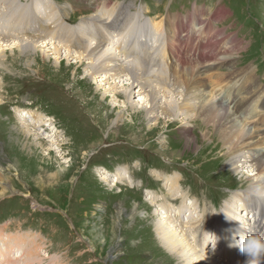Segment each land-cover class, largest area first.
Masks as SVG:
<instances>
[{
  "label": "rangeland",
  "instance_id": "obj_1",
  "mask_svg": "<svg viewBox=\"0 0 264 264\" xmlns=\"http://www.w3.org/2000/svg\"><path fill=\"white\" fill-rule=\"evenodd\" d=\"M108 8H116L111 19L102 15ZM218 9L227 13L214 20L211 15ZM200 10V21L195 22L196 29L190 26V32L198 29L196 23L206 25L211 20L212 27L223 31L225 41L235 35L240 40L229 57L239 68L250 66L254 80L264 87V0H0V29L20 36L17 29L25 26L39 36L35 50H19L14 39L0 41V60L5 63H0V264H16V251L22 253L23 247L32 264H180L158 243L155 231L167 190V200L175 207L179 203L166 180L172 177L179 180L175 186L185 195L186 213L192 211V219L199 218L202 204L210 207L212 215L220 218L226 240L233 235L230 225L226 229L231 219L246 223L245 204L237 193L257 179L258 160L243 162L244 156L232 160V145L224 144L216 122L196 113L189 118L187 114L158 116L159 121L147 118L143 90L133 88L124 73L107 79L102 76L109 74L103 73L92 79L89 60L79 62L70 44L74 30L88 29L96 15L108 23L118 18L126 22V36L141 40L137 58H149L166 69L171 65L167 52L157 54L142 44L157 39L155 23L161 24L158 31L164 34L167 15L185 21ZM35 19L44 25L42 31L30 27ZM205 28L214 33L208 24ZM222 43L217 47L222 48ZM54 45L60 50L58 56ZM186 46L181 54L190 62L187 66L202 75L211 72L204 68L213 64L196 63L197 52ZM223 49L219 63H225L223 57L230 51L228 44ZM226 69L224 65L220 72ZM159 80L151 78L166 93ZM214 81L212 87L206 78V96L210 91L228 106L231 83ZM113 86L120 96L110 94ZM170 94L160 101L171 99ZM251 104L241 112V119L247 120L241 122L244 132L254 130L256 120L246 119L249 112L259 111L255 102ZM232 143L241 145L236 139ZM250 150L264 160L258 156L264 145ZM258 176L264 178V172ZM260 195L264 198V193ZM228 202L237 204V209L231 208L234 218L225 213ZM214 228L210 225L207 232ZM6 242L23 247H15L5 257ZM218 247L210 245L206 251L215 255Z\"/></svg>",
  "mask_w": 264,
  "mask_h": 264
},
{
  "label": "bare ground",
  "instance_id": "obj_2",
  "mask_svg": "<svg viewBox=\"0 0 264 264\" xmlns=\"http://www.w3.org/2000/svg\"><path fill=\"white\" fill-rule=\"evenodd\" d=\"M124 7L125 6H123V8ZM114 11H116V8H108V10L102 15H106L105 17L111 19L112 16H115L113 15ZM201 12L202 10H200V13H198V11L193 12L192 19H190V15H187L185 21L179 16L176 18L175 15H167L164 20V34L159 33L158 31L159 27H161L160 23H155L153 25L156 30L154 31L157 33L155 34L157 39H152V44L145 41L142 46L152 50V52H156L157 54L160 53V51L163 54L167 52L171 65H169L166 69L160 67L157 62H154L149 58H143L141 55L139 57L142 58H137L138 54L136 55V47H139L137 42H141V40H138V38L134 36H126L123 32L126 22H123V20H119L118 18L114 20L112 19V21L108 23L109 21L106 22L102 20L100 16L96 15L91 18L94 22H91L93 20L90 21L91 23H89L88 29L83 31L81 30L83 29L81 27V29L74 30L71 35L72 37L69 34V38L71 39L70 44L73 43L72 45L76 48L75 55L77 54L76 59H78L79 62L83 61V58L89 60L88 75L89 77H92V79H96L97 76H100V74L103 75V73L109 74L102 76L105 77V79H107L110 75L113 76V78H116V75L121 77L122 75L120 74L124 73L133 88H138L137 91L139 93H143L144 91V93H146L145 102L147 105L144 106L143 109L141 107V109L147 118L149 117L152 121H156L157 117V120L159 121L158 116L159 118L161 116H164L165 118H176L177 115L187 114V117H191L190 113H192V116H194L193 113H196L198 114L197 116L201 117V119H206V121L208 120L214 125L216 122V125L214 126L215 130L221 136L224 144L226 145L231 143L232 145V147L229 146V148L231 147L229 152L233 154L232 160L236 159L237 156L238 158L240 156H244V160H242L243 162H254L255 160H258V168L255 169L257 170L255 172L257 179L253 180L246 190L242 189L243 193L240 192L241 194L237 193V195H239V197L243 200L242 204L249 206L247 216L251 214V218H254L249 221L250 233L264 238V198H261V195L259 196L260 192L264 193V178L258 176V174L264 172V160L261 162L255 154L250 152V149L264 145L263 82L254 80L255 76L253 69H251L250 66L239 68L234 62L235 59L229 57L230 54H232V51H234V48L237 46V42L240 40H236L234 37L235 35H232L228 41H225L226 38L222 36L223 31L212 27L211 20L206 23L208 24V28L210 27L214 33L206 30L205 27L207 24L204 25L202 22L196 23L198 25V29L194 30V33L190 32V26L196 29L194 24L195 22L200 21L199 17ZM216 13L218 16L215 15ZM216 13L214 16L211 15V18L219 20L227 13V10L218 9ZM180 21H183V24ZM43 26L44 25L42 23H39V21L35 19L30 27L33 28L34 31L38 32L42 31ZM188 27L189 29H187ZM186 29L188 31L185 32V35H182L181 32ZM17 32L20 33V36L11 34L9 31H6V29H0L1 43L4 44L10 39H14L13 41L15 46L21 51H25V49L29 48H32L33 50L37 49L36 45L38 43V35H32L25 26H19ZM27 33L31 35H28ZM219 34H221L222 37L217 40L215 37ZM204 37L206 40L203 42L201 38ZM220 42H223L222 48L217 47ZM161 43H164L163 46H161ZM188 43H192L193 45L187 48L186 45H188ZM227 44L229 45L230 51L226 57H223L225 60L223 62L225 63H219V55L223 54V47ZM6 45L7 44L4 46ZM185 46L187 49L191 48L193 53L195 51L197 52V59L195 58L196 60H193L196 63L200 61V64L201 61H206V63L208 62L213 64V66L204 68L205 71L208 70L211 72L202 75L201 73L199 74L197 71L198 69H194L192 65L187 66V63L190 62H186L184 53L181 54V50H183ZM205 49H207V51H205ZM52 50L55 53V56L60 54V50L57 46L54 45ZM69 52L70 51H67L66 55H71ZM0 56L2 55L0 54ZM0 63L5 65L2 60H0ZM199 64H196V66ZM224 65L227 66V69L223 73V71L220 72V67H223ZM153 77H158L160 79V84L158 85L165 88L166 93H164V91L163 93L162 91L160 92L158 87L152 84L151 78ZM206 78L209 79L211 83H213L212 80L215 79L216 81L217 78H219V81L221 79H227V82L231 83L229 89V92L231 90V99L228 101V106L220 104L210 91L206 96ZM237 83L242 85L236 86ZM215 86L216 85L213 83L212 87ZM114 87L115 86L109 89L110 94L114 93L113 95L120 96L117 94V91L114 92ZM169 93L172 94V100L169 98L161 99L163 101H160L161 97L165 98L166 94ZM176 94H178V98ZM124 97L127 98L126 91ZM226 97L229 98L228 92H226ZM251 102H255V107H258L259 111H256L254 115L249 112L248 118L246 119L251 118V120H256L257 122L255 121V124L257 126L254 124V126H252L254 127L253 131L251 129H247L248 131L246 130L247 132H244V126L241 125V122H246L247 120L241 119V112L249 108L252 105ZM38 125H41V123ZM183 132H185V129H183ZM235 139L241 142V145L238 144L237 146H234L235 143L232 142H234ZM258 156L264 159V153L258 154ZM117 174V177H121V173ZM172 178L166 179L167 183L170 184V189H168L170 190V194L174 198L178 199L179 203L176 204L177 206L175 207V205L171 204L169 201L170 199L167 200L166 197H169L168 190L166 192L167 194H165L166 197H161L162 200L164 199L161 205L159 204V208L162 212L155 224L158 243L165 249L166 252L173 254L180 264H245V255L241 254L238 248L229 247V243L231 242L233 235L230 234V237H228L227 240L225 239L226 233L224 228L221 227L220 218L217 214L216 216L212 215L213 211L210 207L202 204L201 214L196 220L192 219V211H189L188 214L186 213L189 209V207L184 204V199H186V197L185 195L180 194L179 188L175 186L178 184L179 180H176L175 177ZM116 180L119 181L118 178ZM2 193H0V195ZM153 196L155 199L158 198L155 195ZM165 199L168 202H165ZM151 202H154L153 198H151ZM226 207L225 213L229 214L227 216L234 218V215L231 216L230 213L231 208H238L236 202H228ZM202 216L203 222L198 227ZM245 220H248V218L246 217ZM210 225L215 226L213 233L219 238L216 245L219 246V249H221L216 252L215 255H213V253L212 255L208 254L211 250L208 252L206 251V248H208L211 244L204 247L208 237L203 233L207 232ZM229 225L231 230H237L239 228L235 225L234 220L232 219ZM6 244L8 245H6V248L2 251L5 257L8 254V256H10L12 251L15 250V247H23L22 244H13L11 242H6ZM28 247L29 246H27V249ZM21 252L22 253L17 254L18 251H16V259H14L15 263L32 264L33 261L29 258L30 255L28 254L26 257L24 256V254H26L24 247ZM30 254H33V252ZM34 255L35 254H33V256ZM261 264H264V257L261 258Z\"/></svg>",
  "mask_w": 264,
  "mask_h": 264
},
{
  "label": "clouds",
  "instance_id": "obj_3",
  "mask_svg": "<svg viewBox=\"0 0 264 264\" xmlns=\"http://www.w3.org/2000/svg\"><path fill=\"white\" fill-rule=\"evenodd\" d=\"M203 216L198 227L203 222ZM203 234H206L208 237L204 247L211 244L214 249L219 238L213 233L204 232ZM229 247L238 248L240 253L245 255V264H261V258L264 257V238H261L259 235H253L240 226L234 232Z\"/></svg>",
  "mask_w": 264,
  "mask_h": 264
}]
</instances>
